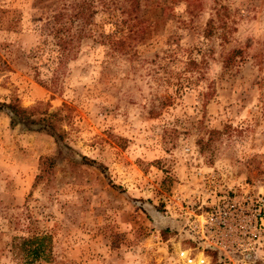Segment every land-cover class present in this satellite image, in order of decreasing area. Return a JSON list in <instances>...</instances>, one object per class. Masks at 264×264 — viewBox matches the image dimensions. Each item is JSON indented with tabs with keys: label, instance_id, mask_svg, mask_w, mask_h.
<instances>
[{
	"label": "rangeland",
	"instance_id": "1",
	"mask_svg": "<svg viewBox=\"0 0 264 264\" xmlns=\"http://www.w3.org/2000/svg\"><path fill=\"white\" fill-rule=\"evenodd\" d=\"M56 2L0 0V102L57 112L64 132L0 112V264H232L187 223L212 192L264 198V0H116L135 14L127 48L81 38L53 89L28 55ZM33 233L50 257L25 263L10 243ZM243 242L264 264V219Z\"/></svg>",
	"mask_w": 264,
	"mask_h": 264
},
{
	"label": "trees",
	"instance_id": "2",
	"mask_svg": "<svg viewBox=\"0 0 264 264\" xmlns=\"http://www.w3.org/2000/svg\"><path fill=\"white\" fill-rule=\"evenodd\" d=\"M108 1L110 3L106 0H67V2L57 0L54 8L50 10L44 9L45 6L37 8L38 18L33 21V24L38 40L28 55L33 64L31 68L34 70L35 77L44 74V72L48 73L46 78L48 86L55 89L66 63L75 58L78 52V42L83 37L95 39L114 49L124 50L127 48L130 41L126 39L123 24L128 19L132 20L135 14H131L125 6L126 4L118 7L116 0ZM131 1L133 4L138 3V0ZM97 6L101 7L100 11L104 14L103 24L108 25L107 32L99 29L97 23L92 20L98 11L95 10ZM120 17L122 18L120 19ZM210 24L209 21L204 30L205 35L211 33ZM131 26L135 25L131 24ZM234 53L241 54V51L236 49L231 54ZM187 64L195 65V62L191 60ZM42 65L45 67L44 70H42ZM1 111L9 116L12 123H20L27 128L35 127V130L46 132L57 142L63 139L64 132L58 125L60 116L57 112H48L45 108L39 112L38 105L21 106L15 98L8 102H0ZM36 115H43V118L36 120L34 118ZM83 159L89 161L84 156ZM44 160L47 161V165L39 176L48 174L53 165L51 158L47 157ZM10 248L11 252L25 263L46 261L50 257V237L47 234L36 233L14 236ZM207 251L216 254L212 250Z\"/></svg>",
	"mask_w": 264,
	"mask_h": 264
},
{
	"label": "built area",
	"instance_id": "3",
	"mask_svg": "<svg viewBox=\"0 0 264 264\" xmlns=\"http://www.w3.org/2000/svg\"><path fill=\"white\" fill-rule=\"evenodd\" d=\"M212 197L213 201H207L208 196L202 199L197 207L201 210L192 214L187 223L190 239L203 250L214 251L222 259L223 256L229 257V253H238L240 257L232 264H246V258L251 255L248 251L252 250L244 246L243 237L253 234L262 225V194L224 195L223 192H212Z\"/></svg>",
	"mask_w": 264,
	"mask_h": 264
}]
</instances>
